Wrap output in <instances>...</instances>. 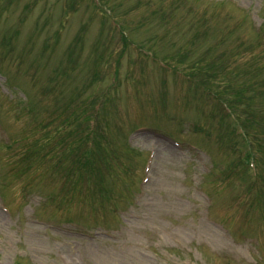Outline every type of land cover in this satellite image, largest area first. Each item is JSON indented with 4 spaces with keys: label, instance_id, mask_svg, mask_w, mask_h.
Segmentation results:
<instances>
[{
    "label": "rangeland",
    "instance_id": "1",
    "mask_svg": "<svg viewBox=\"0 0 264 264\" xmlns=\"http://www.w3.org/2000/svg\"><path fill=\"white\" fill-rule=\"evenodd\" d=\"M167 62L234 105L258 200L231 121ZM114 68L85 163L84 120ZM0 74V264H264V0H0ZM139 125L183 141L145 130L130 148Z\"/></svg>",
    "mask_w": 264,
    "mask_h": 264
}]
</instances>
